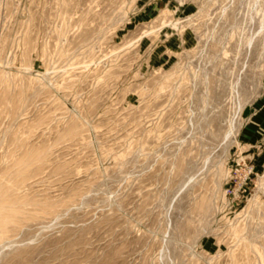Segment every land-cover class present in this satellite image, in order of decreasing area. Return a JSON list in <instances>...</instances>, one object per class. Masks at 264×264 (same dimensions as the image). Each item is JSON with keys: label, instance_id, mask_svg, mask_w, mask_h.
<instances>
[{"label": "rangeland", "instance_id": "1", "mask_svg": "<svg viewBox=\"0 0 264 264\" xmlns=\"http://www.w3.org/2000/svg\"><path fill=\"white\" fill-rule=\"evenodd\" d=\"M0 264H264V0H0Z\"/></svg>", "mask_w": 264, "mask_h": 264}]
</instances>
